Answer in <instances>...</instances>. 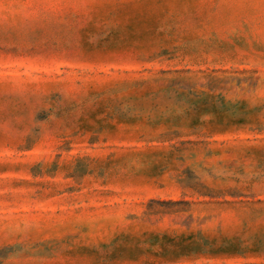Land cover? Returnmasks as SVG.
Here are the masks:
<instances>
[{"label":"rangeland","instance_id":"1","mask_svg":"<svg viewBox=\"0 0 264 264\" xmlns=\"http://www.w3.org/2000/svg\"><path fill=\"white\" fill-rule=\"evenodd\" d=\"M0 264H264V0H0Z\"/></svg>","mask_w":264,"mask_h":264}]
</instances>
